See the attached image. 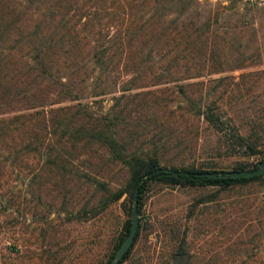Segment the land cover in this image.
Returning <instances> with one entry per match:
<instances>
[{
	"label": "rangeland",
	"instance_id": "1",
	"mask_svg": "<svg viewBox=\"0 0 264 264\" xmlns=\"http://www.w3.org/2000/svg\"><path fill=\"white\" fill-rule=\"evenodd\" d=\"M127 1L129 7L118 0H77L87 10L66 12L68 23L78 31L79 44H86L74 55L57 49L52 69L69 76L82 96L53 105L81 100L93 111L103 112L123 93L117 104L125 117V124L120 125L129 131L144 116L140 98L144 95L126 94L148 90L151 93L145 98L157 101L148 111L167 116L165 122L172 121L169 126L181 141L165 154L174 164L228 170L241 162L251 166L263 161L264 0H197L189 11H144L139 5L136 9L138 0H124V4ZM25 2L0 0V47L3 52L12 51L10 69L0 72V84L12 90L27 79L20 67L27 43L24 32L36 11L32 6L26 11ZM146 17L141 38L147 40L166 26L159 40L142 47L144 52L150 44L153 49L152 59L141 63L137 79L148 84L121 90L123 84H132L126 80L130 74L120 71L122 61L114 57L105 68L99 67L85 48L93 44L92 31L110 35L125 24L132 29ZM83 19H88L87 37L82 36L86 33L81 30ZM203 22L207 26L196 40L206 52L213 48L209 57L186 52L182 35L184 29H190L186 28L189 23ZM139 39L133 43L137 45ZM166 61L177 63L172 79L151 83L152 75ZM194 61L203 64V72L181 78L184 66ZM208 67L217 70L207 72ZM38 80L28 84L29 89L44 91L52 98V87ZM180 83L185 85L188 99H195L202 109L207 104L213 107L221 130L202 115L184 111L188 99L177 91ZM101 88L102 92H94ZM21 103H2L0 109ZM247 144L253 146V152ZM65 155L59 168L44 153L0 159V264L106 263L133 203L124 193L91 215L90 208L99 207L96 202L102 189L93 181L120 187L127 168L110 160L105 146L97 143ZM178 246L188 253L186 264H264V176L227 188L151 183L138 210L132 257L125 264H174Z\"/></svg>",
	"mask_w": 264,
	"mask_h": 264
},
{
	"label": "trees",
	"instance_id": "2",
	"mask_svg": "<svg viewBox=\"0 0 264 264\" xmlns=\"http://www.w3.org/2000/svg\"><path fill=\"white\" fill-rule=\"evenodd\" d=\"M76 1L26 0L23 4L24 8L32 6V11H36V16L24 32L27 43L25 58L20 67L23 68L24 76L27 79L24 81L23 87H16L14 90L0 84V104L22 102L20 105L0 109V159L2 157H17L19 153H44L50 159L51 164L59 168L63 166L61 165V159L66 156V153L71 154L74 150L78 152L81 147L93 143L105 146L110 160L121 162L126 166L127 177L122 186L115 188H110L98 180L93 181L102 189L99 190L100 196L96 202V204L99 203V207L92 206L90 208L91 215L98 208H103L124 193L127 194L131 203L136 202L137 210H139L143 195L153 182L227 188L237 183L260 179L264 176V173L249 176L229 175L223 169L201 167L189 163L174 164L165 154L170 148L178 146L181 141L176 138L175 128L169 126L172 121L165 122L167 116L163 117L153 109L148 111L152 106L151 103L157 102L155 99L150 102V99L145 98V94L151 93L148 90L126 94L127 96L144 95L140 97L143 100L141 107L144 116L141 115V121L136 123L129 131L125 126H121L125 124V117L117 105L123 93L115 96V102L110 104L103 112L93 111L87 101L81 100L74 103L53 105L62 100L69 101L82 96L79 89L74 87V83L69 76L60 75L56 67L52 69V62L53 59H56L57 49L74 55L86 44H79L80 39L75 25L69 24V18L65 17L66 12L70 9L72 11L87 10L85 4L77 5ZM118 1H122V5L129 7V1L126 4H124V0ZM196 1L152 0L151 2V0H138L135 4L136 9L139 5V8L142 7L144 11H189L194 7ZM26 11H28L27 8ZM147 20L148 17L141 20L132 29L130 24H125L123 29L112 32L110 35L106 31L105 33H100L99 30L92 31L93 44L85 48L91 54L93 62L97 63L99 67L105 68L107 63L114 57L118 62L122 61L120 71L130 74L126 80L132 82V84H123L121 90L148 84L137 81L141 76V63L152 59L153 49L151 44L165 34L166 26H162L153 35L146 37V40L141 38V34H145L143 27L148 22ZM174 20L175 18L172 19V21ZM87 21L88 19H83L81 30L87 29ZM204 26H207L204 22L201 25L196 24L194 26L189 23V25H186L188 31L187 29L185 31L183 26L184 33L182 35L187 43L186 52L193 56L201 53L204 57L207 53L209 57L213 52L212 47H208L209 49L206 52V48L202 49L204 45L196 40ZM87 33L89 32L86 30V33L82 36L87 37ZM137 37L140 39L139 43L135 45L136 43H133V41ZM148 41L151 44L144 52L142 47ZM1 48L0 72H3L5 68L9 67L7 70L10 69L12 51L7 49L3 52ZM173 62L175 61H166L164 67L152 75L154 79L151 83L156 84L172 79L173 70L178 68L175 67L177 63ZM202 66L203 64L196 61L193 64H186L181 78L199 75L203 72ZM215 70H217L216 67L206 69L207 72ZM2 76L3 73L0 77ZM37 79H39V83L52 87L51 94H54L52 98L46 95L44 91L38 92V90L31 91L29 89L28 84ZM184 87L183 83L178 84L177 91L188 99ZM102 90L103 88L94 92H102ZM187 104L188 107L184 110L186 113L191 116L202 115L214 128L222 129L220 117L213 111L210 104L205 106L206 109H202L195 99H188ZM142 120L147 122H142ZM149 122H152V125H149ZM246 147L253 152L252 145L247 144ZM262 156L264 161V152ZM259 162L261 161H257L251 166L241 162L232 169L253 168ZM133 194H135V197H133ZM129 224L130 217H127L105 264H107L114 250L126 235ZM137 234L138 224L133 240L114 264H125L131 259ZM176 250L182 251L180 246Z\"/></svg>",
	"mask_w": 264,
	"mask_h": 264
},
{
	"label": "water",
	"instance_id": "3",
	"mask_svg": "<svg viewBox=\"0 0 264 264\" xmlns=\"http://www.w3.org/2000/svg\"><path fill=\"white\" fill-rule=\"evenodd\" d=\"M229 175H237V176H249L264 173V161H261L257 164L256 167L253 168H237V169H228L225 170ZM135 194H133V197ZM138 224V210L136 206V202L134 201L132 207L130 209V224L129 229L123 239L120 241L116 249L114 250L112 256L108 260L107 264H114L116 260L122 255L125 249L133 240L135 232L137 230ZM188 258V253L186 251H176L173 254V262L174 264H186Z\"/></svg>",
	"mask_w": 264,
	"mask_h": 264
}]
</instances>
